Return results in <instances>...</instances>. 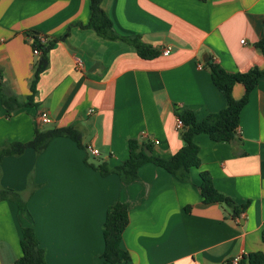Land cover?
Here are the masks:
<instances>
[{
    "label": "crops",
    "instance_id": "0c3cea01",
    "mask_svg": "<svg viewBox=\"0 0 264 264\" xmlns=\"http://www.w3.org/2000/svg\"><path fill=\"white\" fill-rule=\"evenodd\" d=\"M101 7L117 34L140 35L160 54L140 58L132 44L80 27L89 18V0H0V146L29 141L37 129L69 125L83 144L59 136L41 153L26 148L2 157L0 188L19 191L27 210L0 200V264L20 256L23 226L34 229L46 264H104L102 224L115 201L128 210L120 245L129 259L107 264H224L264 253V75L240 111L234 137L194 136L198 166L190 168L189 180L146 162L125 184L86 164L122 163L130 138H147L154 153L170 157L182 145L177 111L203 119L223 109L206 62L228 72L264 70L257 46L264 38V0H102ZM32 33L57 40L36 83L35 105L24 106L38 58ZM243 94L244 86L234 84V99ZM6 96L22 106L9 111ZM42 110L47 123L39 120ZM88 145L97 156L87 153ZM201 170L238 208L246 203L239 214L202 201Z\"/></svg>",
    "mask_w": 264,
    "mask_h": 264
},
{
    "label": "trees",
    "instance_id": "16d2710c",
    "mask_svg": "<svg viewBox=\"0 0 264 264\" xmlns=\"http://www.w3.org/2000/svg\"><path fill=\"white\" fill-rule=\"evenodd\" d=\"M102 0H89L90 14L86 24H79L83 28H91L98 36L106 40H122L132 44L135 53L140 58L151 59L160 54L158 47L144 42L140 35L123 36L115 32L112 21L101 7ZM39 34L32 33V48L40 51L34 63V70L30 82V94L24 106H34L32 102L36 93V83L40 74L48 67V51L56 42L55 39L43 41ZM257 46L264 55V38L257 42ZM211 70V80L215 87L222 93L225 107L217 112L208 113L203 119H198L191 110L183 109L177 111V117L182 121L180 135L181 147L170 157H163L153 152V144L147 138H130L128 140V155L126 159L114 166H109L106 161L87 162L86 164L98 170L102 175L115 173L122 183H131L138 178V168L146 162L165 169L181 181H187L190 177V168L198 166L195 161L194 136L198 133H206L213 139H230L234 137L239 125V115L243 106L248 101L252 89L257 85L264 70L252 68L244 72H228L218 64L209 59L206 62ZM241 83L244 86L243 96L236 100L232 95L234 84ZM4 104L9 111L22 106L14 96L3 98ZM68 137L77 146L83 147L81 133L72 125L59 126L36 130L32 139L26 142L12 141L0 146V161L6 155H20L26 148H32L36 153L45 150L50 140L55 137ZM88 153V152H87ZM89 154V153H88ZM90 155V154H89ZM199 190L204 203L219 202L232 207V216H236L246 206V203L238 208L233 200L218 191L210 174L206 170L199 172ZM13 201L20 212L27 210L26 201L21 197L19 191L1 187L0 200ZM128 223V210L125 203L115 201L108 206L102 224V236L104 241L101 258L104 264L127 261L129 254L121 247L122 232ZM261 238L264 241V226L261 229ZM20 256L12 264H46L44 260V249L39 245L34 229L31 226L21 228ZM224 264H232V259ZM236 264H264V253L261 251L242 254Z\"/></svg>",
    "mask_w": 264,
    "mask_h": 264
},
{
    "label": "built area",
    "instance_id": "2783aa9c",
    "mask_svg": "<svg viewBox=\"0 0 264 264\" xmlns=\"http://www.w3.org/2000/svg\"><path fill=\"white\" fill-rule=\"evenodd\" d=\"M40 38H41L42 41L44 40L42 36ZM241 41L243 42V40H241ZM32 51H33V54L35 56H37V57L39 56L40 51L37 48H33ZM169 52H170V48L169 47H166V48H164L162 50V53H164V54H167ZM75 63H76V65H75L76 68H78V69H82L83 68L84 63H83V60H82L81 57H77ZM89 111L91 112V110H89ZM38 117H39L40 122H42V123H47L49 121L48 114L45 111H43V110L39 112V116ZM175 128L177 130H179V131L182 128V121L178 117L176 118ZM154 143H158V141L154 140ZM86 150L92 156H97L98 155L97 151L94 148H92L91 146H89V145L86 146ZM239 258H240V256H235L232 259V264H236L237 261L239 260Z\"/></svg>",
    "mask_w": 264,
    "mask_h": 264
},
{
    "label": "water",
    "instance_id": "95a60500",
    "mask_svg": "<svg viewBox=\"0 0 264 264\" xmlns=\"http://www.w3.org/2000/svg\"><path fill=\"white\" fill-rule=\"evenodd\" d=\"M208 58L206 57L205 60H207Z\"/></svg>",
    "mask_w": 264,
    "mask_h": 264
}]
</instances>
